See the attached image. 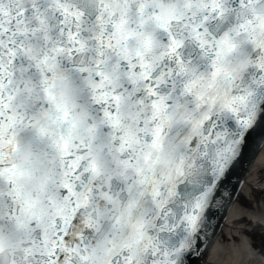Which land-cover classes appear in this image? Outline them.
<instances>
[{"label": "snow or ice", "instance_id": "1", "mask_svg": "<svg viewBox=\"0 0 264 264\" xmlns=\"http://www.w3.org/2000/svg\"><path fill=\"white\" fill-rule=\"evenodd\" d=\"M262 151L264 0H0V264L264 252Z\"/></svg>", "mask_w": 264, "mask_h": 264}, {"label": "bare ground", "instance_id": "2", "mask_svg": "<svg viewBox=\"0 0 264 264\" xmlns=\"http://www.w3.org/2000/svg\"><path fill=\"white\" fill-rule=\"evenodd\" d=\"M262 168H264V151L260 152L259 155H257L255 157V160L253 161L252 165H251V170H250V174L248 176V179H250L249 181H253V182H260L259 180L261 179L262 176ZM245 192H248V186L246 185L243 188ZM259 204H256V208H257V212L255 214H252L250 216L251 221H257L258 224H261L260 221L262 222V220H264V217H262L261 213L259 212ZM229 225H231L233 223V216L230 214V216H228V222ZM246 225H244L245 227ZM229 234L231 235V232H229ZM248 247V251L245 252L242 250L241 246L237 245L235 242H233L232 245V250L230 252H228L227 254L222 255L216 248V246L213 247L212 251H211V255H210V259L212 261V263H222V264H228V263H237L240 262V264H245L246 262H248L249 264L251 263H257V264H264V257H261L259 255H257V253H255L254 251H252L253 249L251 248V242H248V244L246 245ZM246 253H249L250 256L253 258V260H249V257L246 255ZM246 255V256H245Z\"/></svg>", "mask_w": 264, "mask_h": 264}, {"label": "rangeland", "instance_id": "3", "mask_svg": "<svg viewBox=\"0 0 264 264\" xmlns=\"http://www.w3.org/2000/svg\"><path fill=\"white\" fill-rule=\"evenodd\" d=\"M246 227L252 229V231H255V232H259V224L258 225H255V224H251V225H246ZM257 248V252L258 254H261L263 257H264V252L261 251V249L259 247H256Z\"/></svg>", "mask_w": 264, "mask_h": 264}]
</instances>
